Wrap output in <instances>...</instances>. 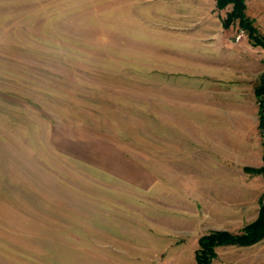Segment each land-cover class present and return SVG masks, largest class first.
I'll return each mask as SVG.
<instances>
[{
    "label": "rangeland",
    "instance_id": "rangeland-1",
    "mask_svg": "<svg viewBox=\"0 0 264 264\" xmlns=\"http://www.w3.org/2000/svg\"><path fill=\"white\" fill-rule=\"evenodd\" d=\"M244 3L251 34L216 0H0V264H196L201 235L257 219L264 0ZM210 264H264V238Z\"/></svg>",
    "mask_w": 264,
    "mask_h": 264
},
{
    "label": "trees",
    "instance_id": "trees-1",
    "mask_svg": "<svg viewBox=\"0 0 264 264\" xmlns=\"http://www.w3.org/2000/svg\"><path fill=\"white\" fill-rule=\"evenodd\" d=\"M228 4H231V10L223 21L224 26H228L230 21L237 19L239 26L251 34L252 26L244 12V0H216L217 8H224ZM255 92L258 96H264V76L261 77V83L256 87ZM259 113V126L264 127V98H259ZM245 169L250 172L261 173L264 176V154H262L260 167H246ZM262 238H264V203L260 207L257 219L246 225L241 233L234 234L226 230H213L201 235L197 241L198 248L195 250V262L196 264H210L215 257V248L218 246H247L258 242Z\"/></svg>",
    "mask_w": 264,
    "mask_h": 264
},
{
    "label": "crops",
    "instance_id": "crops-1",
    "mask_svg": "<svg viewBox=\"0 0 264 264\" xmlns=\"http://www.w3.org/2000/svg\"><path fill=\"white\" fill-rule=\"evenodd\" d=\"M117 157V160L122 164L121 168L114 169L111 167L113 170L109 169V172L142 189H149L154 185V175L148 173L140 164L122 154H119Z\"/></svg>",
    "mask_w": 264,
    "mask_h": 264
}]
</instances>
